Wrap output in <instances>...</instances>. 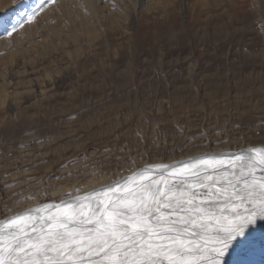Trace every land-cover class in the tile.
Listing matches in <instances>:
<instances>
[{
    "label": "rangeland",
    "instance_id": "1",
    "mask_svg": "<svg viewBox=\"0 0 264 264\" xmlns=\"http://www.w3.org/2000/svg\"><path fill=\"white\" fill-rule=\"evenodd\" d=\"M128 1L137 10L138 0ZM38 2L20 0L8 8L0 7V40L6 41L0 56L22 48L17 46L20 36L5 35L12 22L10 12L17 8L15 13H19L18 6L29 10ZM42 14L32 27L25 25V29L39 30L36 39L26 40L24 47L42 42L44 33L56 26L54 20L41 19ZM134 15L128 32L131 43L118 37L120 40H105L99 53L86 47L80 64L55 83H46L47 95L41 94L35 82L26 84L31 87L27 91L16 85L21 93L14 96L15 106L0 107V213L20 196L41 189L49 191L44 199L50 201L58 198L59 193H51L60 186L115 178L127 167L120 156L140 152L151 162L189 153L187 140L198 137L204 127L212 133L213 141L219 132V138L230 142L220 147L264 144V124L260 123L264 120V36L260 34L264 0H235L229 13L220 10L214 16L202 13L200 17L175 14L171 20L152 25ZM245 46L248 52L243 51ZM62 58L68 61L64 54ZM15 62L21 67L22 56ZM157 64L162 65L160 75L153 71ZM188 64L193 65L190 76ZM226 69L230 76L224 75ZM180 84L186 87L181 94L188 97L184 106H177L174 100V89ZM170 92L171 108L164 103L169 101ZM198 105H203V110ZM188 107L191 112L186 111ZM125 146L131 152L119 151ZM105 147L112 152L105 153ZM65 164L67 167H61ZM68 172L72 176H67ZM57 175L62 179L57 180ZM13 183L15 187L5 186ZM229 264H264V247L234 254Z\"/></svg>",
    "mask_w": 264,
    "mask_h": 264
},
{
    "label": "snow or ice",
    "instance_id": "2",
    "mask_svg": "<svg viewBox=\"0 0 264 264\" xmlns=\"http://www.w3.org/2000/svg\"><path fill=\"white\" fill-rule=\"evenodd\" d=\"M12 2L15 5L20 0ZM56 2L39 0L10 21L5 35H23L25 25L32 27ZM157 6L169 5L161 0ZM260 34L264 36V27ZM64 64H49L43 79L55 82L72 67ZM153 71L160 75L162 65ZM187 71L190 76L192 64ZM224 75L230 76L231 71L226 69ZM168 87L173 88L171 82ZM185 90L183 84L174 89L177 106L188 100L181 94ZM172 99L170 92L169 101L164 102L169 108ZM197 107L203 110V105ZM211 136L207 127L202 128L198 137L187 140L189 153L180 158L149 162L145 153L120 156L127 167L115 178L60 186L51 193H59L57 199H44L50 195L47 189L20 196L0 213V264H229V257L247 251L257 231L264 228V144L225 148L220 145L230 142L219 138V132L215 141ZM104 151L111 153L112 148ZM119 151L131 149L125 146ZM27 201L35 203L19 207Z\"/></svg>",
    "mask_w": 264,
    "mask_h": 264
},
{
    "label": "bare ground",
    "instance_id": "3",
    "mask_svg": "<svg viewBox=\"0 0 264 264\" xmlns=\"http://www.w3.org/2000/svg\"><path fill=\"white\" fill-rule=\"evenodd\" d=\"M234 1L162 0L163 3L169 5L167 8H162L157 6L161 0H138L136 2L137 10H134L133 5L128 0H84V3L80 0H57L55 4H50L41 16V19L47 18L54 20L56 23V26L49 28L53 30L52 32L44 33L42 42H36L30 48L24 47L26 40L36 39L39 30L37 29L38 27H33L32 30L31 28L26 29L24 37L19 35L20 45L17 46L22 48L0 56V79L3 81L0 84V107L5 105L15 106L14 96L21 93L18 87H15L16 85H21V89L27 91V89L31 90V87L26 86V84L35 82L41 89V94L43 96L47 95L48 86L46 83L55 82L45 80L43 77L48 74L49 64L56 63L59 65L63 62L62 60L65 59L62 58L63 54L68 60L67 64L76 66L86 56V47L92 49L95 53H99V49L103 48L105 40L112 42L120 38L131 43V36L128 32H130L131 26L136 19L134 13H137L138 21L145 19L148 21V25H152L160 24L161 21L171 20L175 14L182 16L186 13H191L193 17L196 15L200 17L202 13L214 16L220 10L229 13ZM11 4H13L12 0H0V7L8 8ZM114 4L116 7L113 6ZM177 4L179 7L175 6ZM18 8L20 9L19 13L24 11L21 9L23 7L18 6ZM30 8L31 6L28 7V9ZM16 9L10 12L12 22L19 14L18 12L15 13ZM69 18L72 20L73 25L69 22ZM49 29L44 31H49ZM5 42L4 39L0 40V48L4 47ZM53 49H56V51L53 52ZM55 54L57 57L52 60ZM19 55L22 56L24 61L21 67L16 66L15 62ZM38 64L41 65L40 69H38ZM67 64H64V67H67ZM225 148L229 147L225 146ZM182 155L173 158H180ZM108 180L103 178L101 182ZM96 182L97 178H94L82 185L95 184ZM54 192L56 191L54 190ZM34 203L35 201H31L27 204ZM27 204H22L20 207H25ZM262 247H264V228L257 231L255 242L250 248L261 249Z\"/></svg>",
    "mask_w": 264,
    "mask_h": 264
}]
</instances>
